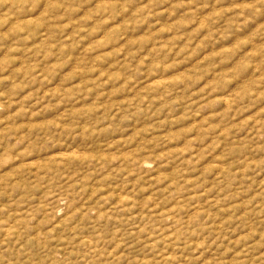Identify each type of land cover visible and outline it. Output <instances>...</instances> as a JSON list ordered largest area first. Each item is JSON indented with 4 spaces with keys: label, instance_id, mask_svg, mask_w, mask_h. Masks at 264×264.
<instances>
[{
    "label": "rangeland",
    "instance_id": "1",
    "mask_svg": "<svg viewBox=\"0 0 264 264\" xmlns=\"http://www.w3.org/2000/svg\"><path fill=\"white\" fill-rule=\"evenodd\" d=\"M0 264H264V0H0Z\"/></svg>",
    "mask_w": 264,
    "mask_h": 264
}]
</instances>
